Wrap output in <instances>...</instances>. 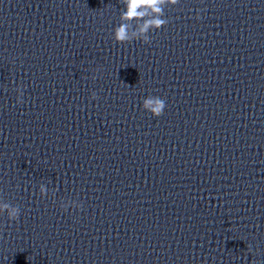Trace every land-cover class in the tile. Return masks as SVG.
<instances>
[{"label":"clouds","instance_id":"obj_1","mask_svg":"<svg viewBox=\"0 0 264 264\" xmlns=\"http://www.w3.org/2000/svg\"><path fill=\"white\" fill-rule=\"evenodd\" d=\"M164 0H125L127 10L122 13V21L114 31V40L117 43H129L133 41V36H139L147 33L150 28L160 29L165 25L166 21L160 19L159 17L144 21L138 28V32H134L132 36L129 35V23L134 19L143 20L145 12L143 9L147 6H151L152 10L156 13L162 12V9L159 7L160 3H163ZM172 3H177V0H171ZM199 15L196 16V19H200ZM143 43H150V38L146 35L143 36ZM93 99H96L95 93L93 94ZM143 107L149 110L155 117L163 115V111L166 107L165 100L158 96H148L143 101ZM44 189L42 188L41 191ZM0 211L6 212L9 221H18L20 216L19 206H13L10 204L0 205Z\"/></svg>","mask_w":264,"mask_h":264}]
</instances>
